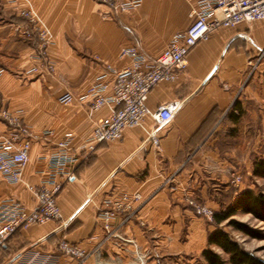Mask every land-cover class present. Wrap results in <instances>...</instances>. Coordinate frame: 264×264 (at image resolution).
Masks as SVG:
<instances>
[{"label": "crops", "instance_id": "crops-1", "mask_svg": "<svg viewBox=\"0 0 264 264\" xmlns=\"http://www.w3.org/2000/svg\"><path fill=\"white\" fill-rule=\"evenodd\" d=\"M196 1L142 0L138 8L115 17L92 0H0L1 105L36 136L21 181L9 183L0 175V203L14 199L33 209L36 201L28 187L48 179L47 156L56 144L71 137L77 147L108 112L90 115L89 100L62 105L58 99L66 93L83 95L107 65L128 66L121 48L135 47L154 59L174 33L189 27ZM27 9L51 32L52 75L31 73L36 40L21 35L27 26L21 13ZM262 54L264 20L220 29L197 44L185 71L149 93L152 110L180 103L171 122L156 128L146 117L142 128L125 130L120 140L103 143L81 159L73 167L75 181L56 195L61 220L16 232L0 250V264H41L47 257L52 264H139L136 249L145 256L143 264L196 263L215 224L194 215L187 199L217 212L241 192L230 190V178L239 170L238 147L231 140L233 128L247 118L264 120V58L256 71L251 67ZM45 131L51 132L46 141L39 139ZM7 132L0 122V136ZM250 132L243 129L245 140ZM149 133L157 137L159 149ZM224 144L229 146L221 148ZM122 193H139L141 200L118 214L109 232L132 240L136 248L109 237L99 218L104 202ZM63 240L82 248L88 258L79 263L62 255L57 247Z\"/></svg>", "mask_w": 264, "mask_h": 264}, {"label": "built area", "instance_id": "built-area-1", "mask_svg": "<svg viewBox=\"0 0 264 264\" xmlns=\"http://www.w3.org/2000/svg\"><path fill=\"white\" fill-rule=\"evenodd\" d=\"M92 1L105 6L115 17L130 13L142 3V0ZM21 15L27 21L21 35L25 38L34 37L36 40L31 73L54 74L55 68L48 60V50L53 42L50 30L31 9L23 11ZM189 17L191 19L189 27L185 31L174 33L164 50L154 59H148L135 47L121 48L120 56L130 60L128 66L119 69L107 65L104 73L97 77L96 82L83 95L74 96L66 93L58 99L62 105L89 100L90 115L102 109L108 112L95 121L91 134L77 147L72 146L71 137H66L56 144L55 152L47 156L48 179L39 186L28 187L36 201L33 209H28L14 199H6L0 203V250L20 230L61 220L56 195L64 184L75 181L73 167L81 159H86L94 153L99 145L120 140L127 129L142 128L146 117L153 120L156 128L171 122L180 108V103L173 101L152 110L147 105L149 93L160 84L174 82L178 75L185 71L190 51L197 44L207 41L212 33L223 28L236 27L241 23L264 20V0H197ZM251 67L253 71L255 64H251ZM1 73L0 69V75ZM0 122L8 129L7 133L0 136V175L7 182L16 184L22 179L29 161L30 146L36 136L22 118L4 108L1 101ZM50 136L51 132L45 131L39 139L46 141ZM149 138L153 146L159 149V141L154 133H149ZM239 183L240 178L236 176L232 184L238 186ZM140 200L139 193L131 195L122 193L116 199L106 200L99 215L104 229L109 232L111 221L118 214L131 211L134 203ZM187 204L197 217L213 221L214 212L210 208L190 198L187 199ZM109 237L136 248L130 239L111 232ZM57 248L62 255L75 258L79 263H83L89 256L82 248L64 240ZM135 254L139 264H143L145 256L137 249ZM41 264H52L51 259L47 257Z\"/></svg>", "mask_w": 264, "mask_h": 264}, {"label": "rangeland", "instance_id": "rangeland-1", "mask_svg": "<svg viewBox=\"0 0 264 264\" xmlns=\"http://www.w3.org/2000/svg\"><path fill=\"white\" fill-rule=\"evenodd\" d=\"M258 58L259 57H257V59L254 61L255 68L253 69V72L257 70L259 63L264 58V54H262L259 60ZM237 115L240 116V111H237ZM247 119L248 120L245 123H241L240 126L237 125L236 128H233L236 136L231 140V146L238 147L237 159L239 170L237 169L238 173H233L230 179L233 180L236 176H238L240 178V183L238 186L233 185V188L230 187V190H241V192L250 190L255 195L264 196V179L254 177L251 173L253 161L257 159H264V120L261 122V117H259L253 118L252 122H249L251 118ZM246 127L251 131L250 135L247 136V140H245L244 136L242 135L243 129ZM226 146H229V144H224L221 148H225ZM240 193H238L237 196ZM220 211H222V209L217 212ZM217 212H214V214ZM232 219L243 223L248 229L254 231L256 233L255 236L247 235L236 230L230 226L227 221L221 223L218 228L226 232L233 241L240 245L242 249L264 262V222L256 219L250 214H245L242 212H238L235 216H233ZM211 223H214V221ZM213 227L215 228V225H213ZM214 250L226 259V256L220 250L216 248H214ZM198 261H203L201 258V253L196 258V262Z\"/></svg>", "mask_w": 264, "mask_h": 264}, {"label": "trees", "instance_id": "trees-1", "mask_svg": "<svg viewBox=\"0 0 264 264\" xmlns=\"http://www.w3.org/2000/svg\"><path fill=\"white\" fill-rule=\"evenodd\" d=\"M264 78V73H263ZM234 120H238L239 115H234ZM251 173L254 177L264 179V159L254 160ZM238 212L250 214L256 219L264 222V196L255 195L250 190L241 192L228 207L222 209L213 215L215 230L207 235V246L201 252L202 262L196 264H264L262 260L251 255L240 245L233 241L229 235L218 226L227 221V223L236 230L251 236L255 232L248 229L243 223L233 220ZM214 248L220 250L226 259L221 256Z\"/></svg>", "mask_w": 264, "mask_h": 264}]
</instances>
